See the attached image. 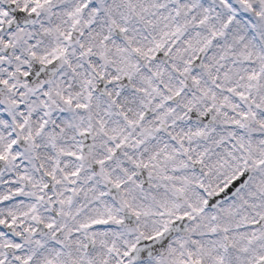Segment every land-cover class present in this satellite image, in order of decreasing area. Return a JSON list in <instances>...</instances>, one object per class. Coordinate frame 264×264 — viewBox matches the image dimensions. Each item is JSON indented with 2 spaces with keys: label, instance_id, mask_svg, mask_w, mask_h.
<instances>
[{
  "label": "snow or ice",
  "instance_id": "snow-or-ice-1",
  "mask_svg": "<svg viewBox=\"0 0 264 264\" xmlns=\"http://www.w3.org/2000/svg\"><path fill=\"white\" fill-rule=\"evenodd\" d=\"M0 264H264V0H0Z\"/></svg>",
  "mask_w": 264,
  "mask_h": 264
}]
</instances>
